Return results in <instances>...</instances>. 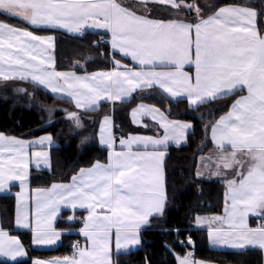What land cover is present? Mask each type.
<instances>
[{
	"label": "snow or ice",
	"instance_id": "6c2138e0",
	"mask_svg": "<svg viewBox=\"0 0 264 264\" xmlns=\"http://www.w3.org/2000/svg\"><path fill=\"white\" fill-rule=\"evenodd\" d=\"M251 3L226 4L204 13L196 0H139L136 5L128 0H0V13L28 25L0 19V80H27L71 101L76 110H62L77 129L83 127L80 110L94 111L105 101L115 105L136 92L153 94L144 90L157 86L170 97L186 99L193 109L234 96L226 111L205 124L213 150L202 152L195 172L197 178L207 170L223 180L224 214L197 213L194 223L208 226L214 245L264 249V9ZM149 4L176 11L166 13L172 18H157ZM33 27L70 33L103 30L110 34L101 39L110 41L113 67L59 70L54 32L40 34ZM116 54L130 57L137 66L125 64ZM46 107L51 116L56 106ZM131 115L138 125L141 116L151 117L157 134L128 133L117 144L112 117L105 115L99 141L108 147L107 159L81 166L68 181L32 189L30 164L35 158L37 166L41 159L50 165L52 133L29 140L0 131V190L9 189L14 180L21 186L16 224L31 229L33 245H55L63 233L73 231L54 226L62 208L70 207L73 214L67 220L79 219L78 231L87 241L74 242L69 255L36 257L32 264H117L113 240L117 254L139 245L142 227L166 214L165 157L170 144L186 142L195 126L190 120L172 119L155 104L141 102ZM77 210L86 215L77 218ZM250 214L259 218L257 223H250ZM28 255L21 238L0 224L3 264H20L19 258ZM176 257L178 264H213L194 258L192 251Z\"/></svg>",
	"mask_w": 264,
	"mask_h": 264
},
{
	"label": "trees",
	"instance_id": "16d2710c",
	"mask_svg": "<svg viewBox=\"0 0 264 264\" xmlns=\"http://www.w3.org/2000/svg\"><path fill=\"white\" fill-rule=\"evenodd\" d=\"M203 3H200L202 2ZM246 0H196L201 4L204 13H210L215 7L224 4L245 3ZM251 6L264 9V0H252ZM0 19L28 26L23 21L0 13ZM39 33L54 32L56 36L55 58L59 70L94 71L111 67L114 54L106 44L94 42L99 33L86 31L82 35H72L60 29H36ZM116 58L119 56L116 54ZM79 62V63H78ZM19 89L4 88L0 92V131L8 135L23 137L36 136L41 133H52L58 146L51 151V169L31 170L29 185L31 187H47L53 181H68L81 166H88L96 159L106 160L107 149L99 146L93 139L99 119L104 115H112L117 137L128 133L145 132L141 127L132 125L129 111L133 105L146 101L157 105L171 118L190 120L194 130L188 133L187 141L182 146L171 145L165 157V173L169 194V206L163 217H152V223L141 230L142 242L138 248L113 255L117 264H177L176 254L183 255L193 251L194 258L204 259L219 264H263V255L258 248L244 250H219L208 246L205 230L197 229L194 220L199 214H220L224 208V184L222 181L195 176L199 156L212 149L209 132L206 135L205 124L218 118L227 110L231 100L226 97L201 105L197 109L188 106L184 99L170 100L156 89H145L143 94L136 92L128 101L115 105L103 102L94 111H81L82 128H74L72 121L66 117L62 109L75 110L68 100L51 96L45 90L30 83L19 82ZM42 104V108L39 106ZM59 104L60 108L49 115L48 108ZM88 136V143L82 146L81 137ZM203 142V143H202ZM0 195V224L16 233L28 250V257L20 260V264H31L35 257L65 256L72 253L74 234L63 236L59 246L53 249L39 250L30 244V234L17 232L14 229V192ZM65 215V213L63 214ZM58 227L78 228L79 223H66L64 219L57 221ZM179 229V233L175 231ZM191 241L187 240L188 236ZM170 246V247H169ZM174 250V251H173ZM3 264V261L0 262Z\"/></svg>",
	"mask_w": 264,
	"mask_h": 264
},
{
	"label": "crops",
	"instance_id": "0c3cea01",
	"mask_svg": "<svg viewBox=\"0 0 264 264\" xmlns=\"http://www.w3.org/2000/svg\"><path fill=\"white\" fill-rule=\"evenodd\" d=\"M187 2H188V3H191L192 0H187ZM128 3H129V5H136V4L139 3V0H128ZM200 3H203V1L200 2ZM199 5H201V4H199ZM224 5H226V4H224ZM221 6H223V5H221ZM149 7L152 9V14H153L155 17H157V18H162V19H169V18H172V17H170L169 15H166V13H175V11H176L174 8H172V7H167V6L163 5V4H149ZM182 14H183V15L191 16L193 13H190V12H182ZM33 28L41 29V28H37V27H33ZM60 30H62L63 32H66V33H68V34H72V35H82V34L85 33L86 31H92V32H95V33H101V34L110 35V34L105 33L103 30H95V29H92V28L86 29L83 33H70V32H68L67 30H64V29H60ZM40 34H49V33H40ZM109 47H110L111 52H113V50H112V48H111L110 41H109ZM117 55L119 56V59H122V60L124 61L125 64H129V65H132V66H137L136 62L132 61V59H131L130 57H124L123 54H117ZM111 67H113V64H111ZM111 67H110V68H111ZM186 70H188V71H194V68L187 67ZM94 71H95V70H94ZM77 72H82V71H77ZM19 82L30 83V84H32V85L35 86V87H38V88H41V89L45 90V91H46L47 93H49L51 96L59 98L57 95L53 94V93L51 92V90L46 89L44 86H37L36 84L31 83V82H29V81H27V80H19V79L11 80V81H8L7 83H5L4 81L0 80V91L3 90L4 88H7V87H8V88H11V87L15 86V84H16V85H19V84H18ZM154 89L158 90V86H157V88H154ZM158 91L161 92L162 94H164V95H165L168 99H170V100H173V101L180 100L179 98H173V97H170L169 95H166V94L163 92V90H158ZM65 100H67V99H65ZM128 100H129V99H128ZM128 100H124V101H128ZM184 100H186V99H184ZM68 101H69V100H68ZM186 101H187V100H186ZM69 102L71 103V106L75 109V107H74V105L72 104V102H71V101H69ZM105 102H109L110 104H112L111 101H105ZM141 102H143V103H145V104H152V103H149V102H146V101H140V102L136 103L135 105H133V106L131 107V109H132L133 107H135L137 104L141 103ZM39 106H40L41 108L43 107L42 104L39 105ZM51 106H56V109L60 108V105H59V104H55V105H51ZM44 108L47 109L48 107L45 106ZM131 109H130V111H129V118H130V121H131L132 125H134V126H136V127H141L142 129H144L145 132H142V134H157V133H156V122L152 121V120H151V117L141 116V119H142L143 123L138 125V124L134 123V121H133V119H132ZM75 110H76V109H75ZM80 111H84V110H80ZM104 116H105V115H104ZM104 116H102V117L99 119V121H98L97 130L94 132L93 139L96 141V143H97L99 146L106 148L107 151H108V147H107L106 145H102V144L100 143V141H99L100 122L102 121V119H103ZM110 116L112 117V115H110ZM172 119H174V118H172ZM179 120H181V119H179ZM144 125H148L149 127L145 128ZM112 126H113V132H114L115 136L117 137V135H116V133H115V127H114L113 117H112ZM190 131H191V129L189 130V132H190ZM189 132H188V133H189ZM135 133H141V132H135ZM44 134H45V133H41V134H39V135L31 136V137H23V136H21V137H23V138H25V139H29V140H31V139L34 138V137H39V136H42V135H44ZM160 134H162V129L160 130ZM126 136H127V135H126ZM53 138H54V137H53ZM82 138H83V137L80 138L79 143H80L82 146H84V145H86V144L89 142V141H88L89 139L87 138V140H84V141L82 142ZM118 138H119V137H117V144L119 143ZM209 139H210V141H211V138H210V132H209ZM185 143H186V142H182V143L179 144V145H177V144H175V143H171L170 146H171V145L182 146V145H184ZM211 143H212V149H211L210 151L213 150V142L211 141ZM56 146H58V142H57L56 139L54 138V143H53L52 146L49 148L50 154H51L52 149H53L54 147H56ZM210 151H209V152H210ZM107 155H108V152H107ZM106 159H107V158H106ZM210 163H214V162H210ZM50 169H51V157H50V165H46V164H44V163H43V159H41V164H40L39 166H37L36 163H35V158L32 159V162H31V164H30V171H31V170H47V171H49ZM203 178L216 179V180H219V181H222V182H223V180L220 179V178L210 176V175H209V172H208L207 170L205 171V175H204ZM70 179H71V178H70ZM70 179H69V180H70ZM223 184H224V182H223ZM12 186H17V187H18L17 190L14 192V197H15V203H14V229H15V231H17V232H26V233H29V234H30V244H31V246H32L33 248H35V249H39V250H47V249H53V248H56L57 246H59V245L61 244L62 239H63V236L66 235V234H78L79 239L81 240V245H83V244H85V243L87 242V241L85 240V237H84L83 233H80V232L78 231L79 228L82 226V224L80 223L79 219H77V221H78V223H79V227H78L77 229H76V228H71V227H65V228H62V227H58V226H57V221H58L59 219H64V221H65L66 223H69L68 220H67V217H69L70 215L73 214V213H72V210H71L70 207H65V208H62L61 213L58 214L57 219L54 221V226L57 227V228H59V229H72L73 231H72L71 233H68V232L63 233V234L61 235V237H60V240H59L55 245H51V246H36V245H33V244H32V232H31V229H30L29 227L25 226V225H17L16 222H15V221H16V208H17V196H16V193H18V192L21 191L20 182H19L18 180H14V181H12L11 184H10L9 189H6V190H0V195L10 193V192H11V187H12ZM49 186H50V185H49ZM28 187H29V189H32V188H33V187H31L30 185H28ZM225 187H226V186H225V184H224V204H225ZM34 188H35V187H34ZM28 194L31 195V192L29 191ZM30 204H31V201H30ZM64 213H65V215H63ZM220 214H221V215L224 214V208H223V211H222ZM75 215H76L77 218H79V217H81V216L86 215V213H85L83 210H77V211L75 212ZM200 215H201V216H207V215H211V214H200ZM258 219H259L258 217H256V216L250 214V223L255 224V223L258 222ZM75 222H76V221H75ZM75 222H72V223H69V224H73V223H75ZM194 226H195L197 229H203V230H205L206 235H207V243H208V246H209L210 248H212V249H219V250H233V251L244 250V249H248V248H258V249H260L261 252H262V255H263V264H264V249H261V248H259V247H257V246H246V247H244V248H235V247H233V246H231V245H227V246H225V245H214V244H212V242H211V240H210V238H209V235H208V226H207L206 224H205V225H196V224H194ZM146 227H147V226H143V227H142V230L145 229ZM10 234H11V235L19 236L18 234H16V233H12L11 231H10ZM139 245H140V244H139ZM139 245L131 246L129 249H127V250H122L121 252H128V251L134 250V249L138 248ZM121 252H120V253H121ZM115 254H117V251H116V249H115V241L113 240V255H115ZM55 257H63V256L39 257V258H49V259H50V258H55ZM35 258H36V257H35ZM21 259H23V258H19V260H21ZM196 259H197V258H196ZM1 261H3V258H0V262H1ZM31 264H32V260H31ZM177 264H178V260H177ZM213 264H219V263H215V262H213Z\"/></svg>",
	"mask_w": 264,
	"mask_h": 264
},
{
	"label": "built area",
	"instance_id": "2783aa9c",
	"mask_svg": "<svg viewBox=\"0 0 264 264\" xmlns=\"http://www.w3.org/2000/svg\"><path fill=\"white\" fill-rule=\"evenodd\" d=\"M104 36H106V35H105V34H100V35H98L94 42H95V43L99 42V43H101V44L109 45V41H104V40L101 39V37H104ZM75 242H76V241H75Z\"/></svg>",
	"mask_w": 264,
	"mask_h": 264
},
{
	"label": "rangeland",
	"instance_id": "374dc122",
	"mask_svg": "<svg viewBox=\"0 0 264 264\" xmlns=\"http://www.w3.org/2000/svg\"><path fill=\"white\" fill-rule=\"evenodd\" d=\"M15 89H19V86L17 87V86H15ZM0 92H2V91H0ZM84 137H86V136H84ZM88 137V136H87Z\"/></svg>",
	"mask_w": 264,
	"mask_h": 264
}]
</instances>
